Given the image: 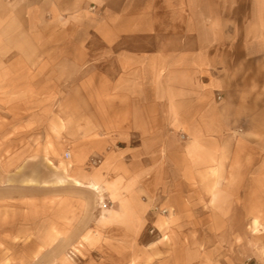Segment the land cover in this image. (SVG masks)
I'll return each mask as SVG.
<instances>
[{
	"label": "crops",
	"instance_id": "0c3cea01",
	"mask_svg": "<svg viewBox=\"0 0 264 264\" xmlns=\"http://www.w3.org/2000/svg\"><path fill=\"white\" fill-rule=\"evenodd\" d=\"M23 117L46 119L49 165L69 150L67 181L101 188L81 221L211 262L264 230V0H0L1 150Z\"/></svg>",
	"mask_w": 264,
	"mask_h": 264
},
{
	"label": "rangeland",
	"instance_id": "374dc122",
	"mask_svg": "<svg viewBox=\"0 0 264 264\" xmlns=\"http://www.w3.org/2000/svg\"><path fill=\"white\" fill-rule=\"evenodd\" d=\"M45 121L17 118V132L7 127L2 140L6 149H0V176L5 175L0 180V264H264V230L255 236L245 232L243 245L223 249L208 245L205 254L211 262H195L201 257L200 249L178 239L175 246L167 244L162 231L151 226L133 233L124 225L95 231L90 220L81 221V201L89 203V194H81V187L96 193L101 188L96 184L98 190L89 188L93 183L85 185L72 177L67 181L62 169L69 150L56 151L60 155L55 157L54 167L48 164L45 146L52 135L47 133ZM97 165L99 161L89 163L90 167ZM107 204L106 209L111 208ZM111 217L106 214L101 220L120 218ZM94 238L95 244L81 245V239L91 243ZM203 240L215 242L213 238L197 239ZM224 258L230 262H223Z\"/></svg>",
	"mask_w": 264,
	"mask_h": 264
},
{
	"label": "built area",
	"instance_id": "2783aa9c",
	"mask_svg": "<svg viewBox=\"0 0 264 264\" xmlns=\"http://www.w3.org/2000/svg\"><path fill=\"white\" fill-rule=\"evenodd\" d=\"M65 158H69V153L68 152L65 154ZM107 207H108V204L107 203H103L102 204V208L103 209H106Z\"/></svg>",
	"mask_w": 264,
	"mask_h": 264
},
{
	"label": "bare ground",
	"instance_id": "6f19581e",
	"mask_svg": "<svg viewBox=\"0 0 264 264\" xmlns=\"http://www.w3.org/2000/svg\"><path fill=\"white\" fill-rule=\"evenodd\" d=\"M91 187L94 188L95 190H96V189H97V190L99 189V188L96 187V185H94V184H91V185H90V188H91Z\"/></svg>",
	"mask_w": 264,
	"mask_h": 264
}]
</instances>
